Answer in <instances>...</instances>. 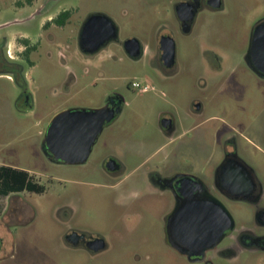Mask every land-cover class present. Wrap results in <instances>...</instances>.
Returning <instances> with one entry per match:
<instances>
[{"label": "rangeland", "instance_id": "rangeland-1", "mask_svg": "<svg viewBox=\"0 0 264 264\" xmlns=\"http://www.w3.org/2000/svg\"><path fill=\"white\" fill-rule=\"evenodd\" d=\"M40 1L0 0V39L8 38L10 53L25 48L23 39L37 46L25 53L24 78L0 74V164L35 171L46 185L43 193L25 190L15 197H0V264H89L93 262L89 253L61 243L64 225L56 211L70 201L76 206L71 226L106 235L111 223L120 221L115 193L111 195L107 181L92 173L93 168L52 163L45 157L42 145L51 119L67 108H98L118 90L128 104L105 128L100 145L109 139L124 145L128 170H136L141 183L145 173L162 163L212 182L211 171L226 133L235 128L240 143L247 145V138L264 127V79L242 61L251 27L264 17V0H225V11L202 15L190 34L178 30L175 0H58L49 14L64 9H75V13L64 27L50 31L41 30L42 17L33 16L32 5ZM95 13L112 18L122 40L136 38L152 45L157 36L174 32L180 62L170 79H155L153 68L131 61L116 47L96 58L85 57L77 38L85 18ZM205 45L227 50L229 61L223 73L204 69ZM72 71L77 82L69 93L67 77ZM132 81L151 88L147 92L129 89ZM25 88L32 100L19 108L17 101ZM193 102H201L202 111H193ZM163 115L175 119L171 134L160 126ZM98 149L99 144L89 159L93 166L99 162ZM250 162L264 179V159L253 157ZM223 202L238 221L252 215L250 208ZM173 203L171 192L159 191L141 201L137 223L128 229L122 223L125 242L111 252L104 251L96 264H185L167 243L166 223ZM8 206L19 210L12 218L5 217ZM4 220L10 224L5 226ZM146 239L155 245L150 248L153 254L135 261L126 241L136 244ZM246 258L243 264H256Z\"/></svg>", "mask_w": 264, "mask_h": 264}, {"label": "flooded vegetation", "instance_id": "flooded-vegetation-1", "mask_svg": "<svg viewBox=\"0 0 264 264\" xmlns=\"http://www.w3.org/2000/svg\"><path fill=\"white\" fill-rule=\"evenodd\" d=\"M56 2L58 0H41L35 6L32 5L33 2L29 3L33 7V12H35L33 16L42 17L41 30L50 31L54 27H64L66 24L60 25L57 19L66 11H70L68 22L73 18L75 9L60 10L55 12L54 16L49 14L52 13V8ZM218 3L219 5H216ZM225 10V0H175L174 6L178 30L185 34H190L193 31L202 15H207L211 12H223ZM91 15L94 14L88 15L81 24L77 38L79 51L85 57L96 58L98 55L111 51L116 47L117 50L125 54L131 61L142 63L153 68L155 79L160 77L170 79V74H173L176 71L175 69L179 67L180 61L178 59L176 43L175 52L172 57L170 56V38L175 41L174 32L168 35L157 36L152 45H147L144 41L138 40L139 49L132 53L134 46L132 47V44L128 45L126 42L131 39H137L129 38L122 40L119 34L120 28L117 27L116 35L105 39L95 49L86 48L80 42V34L84 22ZM261 22H264V17L259 19L251 27L249 33L250 38L242 61L246 63L248 68L257 77L264 79L250 68L246 60L252 34ZM163 26L168 27L167 23ZM169 28L171 29L172 27L169 25ZM50 36L51 40H53V35L50 34ZM94 38L96 36H91L89 43H92ZM30 47H34V45L31 43L25 45L23 50L13 55V53H10V41L7 37H2L0 39V74L10 76L9 73H13L17 79L24 78L25 68L22 62L26 57L25 53ZM226 51L224 47L220 46H203L204 69L211 74L223 73L229 61ZM111 57L118 58L116 54H112ZM71 75L73 82H77V77L73 71ZM133 82L128 86L129 89H138L139 92H147L151 88L148 84L143 86L145 88H136L133 86ZM30 97V93L25 88L21 91L19 99H23L24 102L29 103ZM127 104L128 100L122 92L117 90L110 93L102 106H108L114 109L120 108V112L116 113L114 118L104 124L103 130L92 145L86 160L82 163L73 164L91 167L93 168L92 173L97 175L101 174L104 177L107 181L105 183L106 188L110 191L111 195L115 193L113 202L119 211L118 220L120 221L116 223L114 220L106 235L94 234L89 229L73 227L70 223L76 214V206L72 202L67 201L56 211L59 217V223L64 225V229L61 226L63 229V233H60L61 243L73 250L86 251L93 259V262L89 264H96L104 251L111 252L125 242L127 232L122 223L128 229L137 221L136 217L142 211L141 201H148L158 191L162 193L171 192L174 196V206L171 213H169L166 223L167 243L169 249L171 247L178 254L182 255L185 264H243L247 260L246 257L251 258L253 261L255 260L256 264H264V262H261L264 260V179L260 171L250 162L253 157L264 159V127L258 129L257 132L254 131V134H251L247 138V145L240 143L239 134L235 128H231L226 133L221 146L219 159L211 171L213 180L210 183L206 182L201 175L186 172L183 168L172 164L167 167L165 163L156 165L151 172L145 173L141 179V183L136 170H128L129 163L127 162L126 156L123 155L124 145L118 140L111 139L103 140L100 145L99 140L105 128L122 114ZM192 110L197 112L202 111V103L193 102ZM175 124V119L170 118V115H163L160 118V126L167 134L175 131ZM45 134L46 131L44 136ZM98 144L99 149L97 153L99 162L93 166L89 162V159ZM42 150L50 162L65 164L60 160H56L51 153H48L46 151V144L44 143ZM2 166L7 165L0 164V167ZM0 171L2 170L0 169ZM29 172L37 181H40L41 176L37 172ZM195 182H202L204 185L203 188H199ZM205 192L216 196L222 202L224 200L230 201L238 208H250L252 215L250 217L243 216L239 221L236 216L232 215L234 218V227L226 232L219 244L207 249L204 253L196 255L180 251L171 243L169 234L170 217L176 208L177 197L183 194L192 193L198 195ZM11 194L9 196H16L15 194ZM16 211H19L18 208L11 211V208L8 206L5 211V217L12 218ZM4 222H6L5 226L10 224L8 220H4ZM126 244L132 249V257L135 261L141 260L143 255L146 258H151L153 253L150 251V248L155 246L149 239L143 242H137L136 244L132 240H128ZM1 246H3V240L0 236ZM143 249L145 250L144 252Z\"/></svg>", "mask_w": 264, "mask_h": 264}, {"label": "water", "instance_id": "water-1", "mask_svg": "<svg viewBox=\"0 0 264 264\" xmlns=\"http://www.w3.org/2000/svg\"><path fill=\"white\" fill-rule=\"evenodd\" d=\"M216 5H219L216 4ZM117 25L106 14L89 16L83 24L80 42L95 49L110 36L116 35ZM91 36L95 37L92 43ZM132 53L139 49L138 40H128ZM175 41L170 38V56L175 52ZM250 68L264 78V22L255 28L246 55ZM120 108H67L51 119L43 143L46 151L67 165L86 160L91 147L103 130L104 124L115 117ZM203 188L202 182H195ZM234 227V218L226 205L216 196L189 193L177 197L176 208L170 217L171 243L180 251L202 254L219 244L226 232Z\"/></svg>", "mask_w": 264, "mask_h": 264}, {"label": "trees", "instance_id": "trees-1", "mask_svg": "<svg viewBox=\"0 0 264 264\" xmlns=\"http://www.w3.org/2000/svg\"><path fill=\"white\" fill-rule=\"evenodd\" d=\"M69 14L70 11L64 12L58 17L57 22L60 25H65L68 22ZM22 41H24L25 45L30 44L28 39H23ZM35 47L36 44L34 47H30V49H34ZM0 169L2 170L0 171V194L2 195H9L13 192L18 193L25 190L43 193L46 190V185L37 181L27 170L13 168L11 166H2Z\"/></svg>", "mask_w": 264, "mask_h": 264}, {"label": "crops", "instance_id": "crops-1", "mask_svg": "<svg viewBox=\"0 0 264 264\" xmlns=\"http://www.w3.org/2000/svg\"><path fill=\"white\" fill-rule=\"evenodd\" d=\"M33 67H35V65H32ZM25 73H27L26 72V69H25ZM73 78H72V75H70L69 77H67V83H68V85H70V88H69V93L71 92V90H72V88H73V85H74V83H76V82H73V80H72ZM32 100V97H30V101ZM25 102H24V100L23 99H19L18 101H17V106L19 107V108H21V107H23V105H28V102H26L27 104H24ZM11 194V193H10ZM9 194V195H10ZM12 194H16V193H12ZM11 194V195H12ZM9 195H2V194H0V197H9Z\"/></svg>", "mask_w": 264, "mask_h": 264}, {"label": "built area", "instance_id": "built-area-1", "mask_svg": "<svg viewBox=\"0 0 264 264\" xmlns=\"http://www.w3.org/2000/svg\"><path fill=\"white\" fill-rule=\"evenodd\" d=\"M133 86L136 87V88H145V87H143L142 84H141L140 82H138V81H134V82H133Z\"/></svg>", "mask_w": 264, "mask_h": 264}]
</instances>
